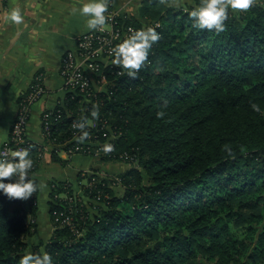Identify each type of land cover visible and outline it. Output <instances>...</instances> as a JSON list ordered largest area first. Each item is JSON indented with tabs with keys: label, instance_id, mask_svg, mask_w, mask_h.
I'll use <instances>...</instances> for the list:
<instances>
[{
	"label": "trees",
	"instance_id": "trees-1",
	"mask_svg": "<svg viewBox=\"0 0 264 264\" xmlns=\"http://www.w3.org/2000/svg\"><path fill=\"white\" fill-rule=\"evenodd\" d=\"M182 7L154 0L141 11L145 21L127 18L160 34L136 77L107 68L96 105L75 92L55 108L61 116L51 120L49 144L70 150L73 125L87 115L95 124L87 140L114 146L90 155L130 168L93 170L81 193L55 181L47 202L53 233L32 252L47 251L54 264H200V255L264 264V1L229 10L219 33L194 28V6ZM38 147L29 152L36 183ZM37 194L28 210L0 194V264H19L27 252Z\"/></svg>",
	"mask_w": 264,
	"mask_h": 264
},
{
	"label": "crops",
	"instance_id": "crops-1",
	"mask_svg": "<svg viewBox=\"0 0 264 264\" xmlns=\"http://www.w3.org/2000/svg\"><path fill=\"white\" fill-rule=\"evenodd\" d=\"M82 2L87 0H0V147L9 137L20 96L34 76L42 73L47 93L32 106L27 137L34 146H42L50 153V147L43 143L40 114L44 109L55 108L63 99L62 55L75 47L78 35L89 31L86 17L77 11ZM152 2L154 0H114V6L145 21L140 17L141 11ZM17 8L22 16L19 23L9 20L10 12ZM59 156L61 160L57 161L45 155L33 174L38 194L32 221L35 220L37 226L39 223L49 225L50 232H53V226L47 205L49 183L54 180L73 183L79 170L89 168L84 166L88 157L65 153ZM29 202L21 200L25 210H28Z\"/></svg>",
	"mask_w": 264,
	"mask_h": 264
},
{
	"label": "built area",
	"instance_id": "built-area-1",
	"mask_svg": "<svg viewBox=\"0 0 264 264\" xmlns=\"http://www.w3.org/2000/svg\"><path fill=\"white\" fill-rule=\"evenodd\" d=\"M192 1L196 5L201 3V0ZM107 3L108 7L105 13L107 26L78 35L75 47L67 50L62 55L60 75L63 78L65 94L58 105L63 104L67 94L75 92L80 94L87 104L93 103V105H96L98 96L106 85L104 70L119 66L112 63L111 49L127 38L131 30L135 28L126 23L130 15L126 11L115 7L114 0H107ZM46 93L44 75L37 73L18 100L17 112L10 128L9 137L0 147V157L11 159V153L14 150L28 149L30 152L34 148V144L27 137V126L32 106L41 100ZM55 108L44 109L40 114L41 133L47 141L52 136L50 131L51 120L61 116V112ZM94 125L91 122L87 128ZM77 134L79 132L75 133L74 139ZM107 143H94L87 139L82 143L76 141L68 152L84 155L93 153L95 156H99L103 152L102 146ZM67 199L69 202L71 201V197ZM62 222L67 226H73L71 219L68 217L63 219Z\"/></svg>",
	"mask_w": 264,
	"mask_h": 264
},
{
	"label": "clouds",
	"instance_id": "clouds-1",
	"mask_svg": "<svg viewBox=\"0 0 264 264\" xmlns=\"http://www.w3.org/2000/svg\"><path fill=\"white\" fill-rule=\"evenodd\" d=\"M255 3V0H201L198 6L193 7L188 15L192 18V26L196 29L215 30L219 33L225 30V20L228 19L229 10H247ZM107 0H87L82 2L77 11L86 17L85 24L89 30H97L107 26ZM22 19L20 10L13 9L9 14V20L19 23ZM160 39V34L153 27L131 30L130 34L119 44L111 49L112 63L120 65L127 70L130 77H136L144 62L149 50ZM254 111H259V106L255 103L251 105ZM159 117L164 116V112L157 113ZM92 119L99 118V109L91 111ZM92 121L87 115L73 125L79 129V134L75 136L78 143L84 142L90 133L87 126ZM111 143L104 144L102 150L105 153L113 151ZM12 158L0 157V194L6 195L9 199H29L37 191V183L30 177V170L34 161L29 155L28 149L14 150ZM19 264H54L53 257L47 251L34 253L28 251L19 258Z\"/></svg>",
	"mask_w": 264,
	"mask_h": 264
},
{
	"label": "rangeland",
	"instance_id": "rangeland-1",
	"mask_svg": "<svg viewBox=\"0 0 264 264\" xmlns=\"http://www.w3.org/2000/svg\"><path fill=\"white\" fill-rule=\"evenodd\" d=\"M150 1H153V0H150ZM159 1H162V0H159ZM165 2H168V4H171V5H177V6H183V10L186 11L189 7V6H197L193 1L191 0H164ZM263 2L264 0H255V2ZM192 4V5H191ZM173 7L169 10V13L170 15L172 14L173 12ZM193 8V7H192ZM169 16H164V20H167L169 18H171ZM163 20V21H164ZM146 23V22H144ZM148 25V26H146ZM158 25L160 26L161 25V22L159 24H156V26L158 27ZM144 26V27H143ZM143 28H147V27H153L155 28L154 25H149V24H144L142 25ZM42 134V133H41ZM43 137V140L44 142L43 143H46V147H50V153H46V151H44L43 147L41 146V149L38 150V154L41 159L38 160L37 163H42V160L43 158L45 157V155H49L50 159H52V153L56 154L58 157L60 153H65L67 155H71V154H79L81 156H84V157H88V160H86L88 163L87 165H84V166H87L89 167L88 169H85V170H82L78 172V175L75 177L76 178V181L75 182H69L68 181H62V182H65V184H71L72 187H74L75 190H77V193H81L80 192V188H84V187H90L91 186V183L90 181L88 180V175L89 173L93 172V170H98V172L102 175V176H105V175H114L116 173H120V172H125L127 171L129 168H130V165L127 164V163H124V162H106V161H98V159L96 158H93V156L91 155H84V154H81V153H69L68 151H65L64 149L60 148V146H54L52 145L51 143L49 144L47 142V140H45L44 136L42 135ZM46 141V142H45ZM52 152V153H51ZM38 164V165H39ZM86 168V167H84ZM81 180V182H80ZM54 181H52L51 183H49L48 185V189H49V192H50V188L54 185ZM49 196V195H48ZM61 197H65L67 195H60ZM49 200V198H48ZM85 200H88V199H85ZM27 201L29 202L30 201V198L27 199ZM71 201H72V198H71ZM91 203V201H89ZM35 222V220H34ZM47 225V224H46ZM44 226L42 223H39L38 226H36L35 228V231H34V235L30 238V239H27V244H28V249H27V252L28 251H31V247L33 246V244L35 242H39V241H42V242H46L48 241V239L52 236V231L50 232V227L49 225L47 226ZM52 226V225H51ZM196 263H200V264H222L221 261H219V259L217 257H210L209 255H200V256H197L196 258Z\"/></svg>",
	"mask_w": 264,
	"mask_h": 264
}]
</instances>
